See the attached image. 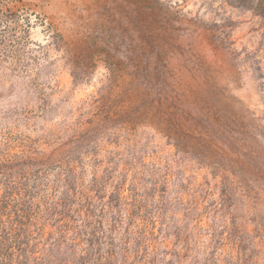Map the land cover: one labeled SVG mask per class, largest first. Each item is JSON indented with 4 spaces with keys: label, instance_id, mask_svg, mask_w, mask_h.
Returning <instances> with one entry per match:
<instances>
[{
    "label": "rangeland",
    "instance_id": "1",
    "mask_svg": "<svg viewBox=\"0 0 264 264\" xmlns=\"http://www.w3.org/2000/svg\"><path fill=\"white\" fill-rule=\"evenodd\" d=\"M193 96L250 156L175 147ZM0 264H264V0H0Z\"/></svg>",
    "mask_w": 264,
    "mask_h": 264
},
{
    "label": "trees",
    "instance_id": "2",
    "mask_svg": "<svg viewBox=\"0 0 264 264\" xmlns=\"http://www.w3.org/2000/svg\"><path fill=\"white\" fill-rule=\"evenodd\" d=\"M157 103L153 117L179 151L191 150L218 168L222 162L234 165L238 157L250 156L241 122L226 109L197 96L158 99Z\"/></svg>",
    "mask_w": 264,
    "mask_h": 264
}]
</instances>
